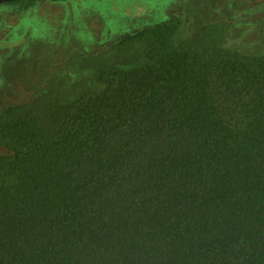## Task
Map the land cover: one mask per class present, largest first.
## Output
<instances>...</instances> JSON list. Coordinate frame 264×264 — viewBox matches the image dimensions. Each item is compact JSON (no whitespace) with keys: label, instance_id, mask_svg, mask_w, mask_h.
<instances>
[{"label":"trees","instance_id":"trees-1","mask_svg":"<svg viewBox=\"0 0 264 264\" xmlns=\"http://www.w3.org/2000/svg\"><path fill=\"white\" fill-rule=\"evenodd\" d=\"M225 22H143L65 65L97 92L0 107V264H264V53Z\"/></svg>","mask_w":264,"mask_h":264},{"label":"rangeland","instance_id":"rangeland-1","mask_svg":"<svg viewBox=\"0 0 264 264\" xmlns=\"http://www.w3.org/2000/svg\"><path fill=\"white\" fill-rule=\"evenodd\" d=\"M174 14L183 18L180 37L191 36L202 24L224 20V46L264 53V0H40L21 13L1 6L0 107L28 98L53 73L59 77L57 101L97 92L100 84L89 71L72 66L69 71L65 65L107 47L143 22ZM119 57L129 62L136 58Z\"/></svg>","mask_w":264,"mask_h":264},{"label":"water","instance_id":"water-1","mask_svg":"<svg viewBox=\"0 0 264 264\" xmlns=\"http://www.w3.org/2000/svg\"><path fill=\"white\" fill-rule=\"evenodd\" d=\"M6 1H11V0H0V3L6 2Z\"/></svg>","mask_w":264,"mask_h":264}]
</instances>
